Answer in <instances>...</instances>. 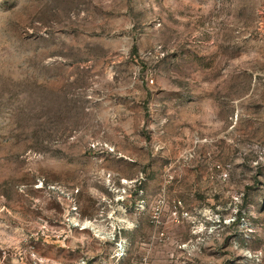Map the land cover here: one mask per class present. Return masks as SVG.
<instances>
[{
  "label": "rangeland",
  "instance_id": "obj_1",
  "mask_svg": "<svg viewBox=\"0 0 264 264\" xmlns=\"http://www.w3.org/2000/svg\"><path fill=\"white\" fill-rule=\"evenodd\" d=\"M143 262L264 264V0H0V264Z\"/></svg>",
  "mask_w": 264,
  "mask_h": 264
},
{
  "label": "built area",
  "instance_id": "obj_2",
  "mask_svg": "<svg viewBox=\"0 0 264 264\" xmlns=\"http://www.w3.org/2000/svg\"><path fill=\"white\" fill-rule=\"evenodd\" d=\"M115 254L118 260L124 259V257L127 254V247L122 239L116 241ZM142 264H148V263L143 262Z\"/></svg>",
  "mask_w": 264,
  "mask_h": 264
}]
</instances>
